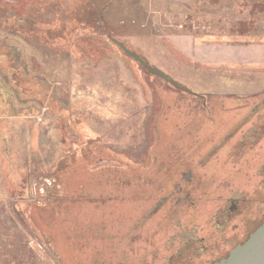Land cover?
Returning <instances> with one entry per match:
<instances>
[{
	"label": "rangeland",
	"instance_id": "obj_1",
	"mask_svg": "<svg viewBox=\"0 0 264 264\" xmlns=\"http://www.w3.org/2000/svg\"><path fill=\"white\" fill-rule=\"evenodd\" d=\"M221 119L264 145V0H0V264H78L86 228L132 233L157 161L204 143L221 171Z\"/></svg>",
	"mask_w": 264,
	"mask_h": 264
},
{
	"label": "flooded vegetation",
	"instance_id": "obj_2",
	"mask_svg": "<svg viewBox=\"0 0 264 264\" xmlns=\"http://www.w3.org/2000/svg\"><path fill=\"white\" fill-rule=\"evenodd\" d=\"M222 122L221 119V155H218L221 171L210 173L211 165L207 163L214 154L200 155L204 143L190 145L188 154L157 161L152 172L138 176L142 181L143 204L150 200V205L134 224L132 233L128 231L114 241V234L105 225L86 228L78 237V264H113L114 258L118 264H216L244 244L264 223V201L258 197L264 192V159L258 151L264 146L263 138L260 133H249L236 140L232 135L224 136L226 123ZM252 157L258 160L257 165L248 163ZM245 175L256 176V195L240 188ZM227 177L233 179V185ZM210 193L221 195L212 199L219 205L215 210L209 209ZM130 237L131 245L149 242L153 253L146 255L139 251L138 258L133 253L136 249H130ZM107 240L111 241L110 253L103 245ZM166 254L169 256L165 257Z\"/></svg>",
	"mask_w": 264,
	"mask_h": 264
},
{
	"label": "water",
	"instance_id": "obj_3",
	"mask_svg": "<svg viewBox=\"0 0 264 264\" xmlns=\"http://www.w3.org/2000/svg\"><path fill=\"white\" fill-rule=\"evenodd\" d=\"M109 40L129 58L133 59L141 67L152 75L158 76L175 89L184 93L199 96L191 90L181 86L163 71L153 67L145 58L129 49L123 42L109 36ZM216 264H264V223L250 236L242 245L236 247L230 253L229 257Z\"/></svg>",
	"mask_w": 264,
	"mask_h": 264
}]
</instances>
